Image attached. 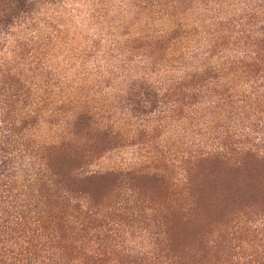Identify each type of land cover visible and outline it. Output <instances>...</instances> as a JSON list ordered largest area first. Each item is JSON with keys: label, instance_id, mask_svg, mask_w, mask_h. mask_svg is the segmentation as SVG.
Returning <instances> with one entry per match:
<instances>
[{"label": "rangeland", "instance_id": "rangeland-1", "mask_svg": "<svg viewBox=\"0 0 264 264\" xmlns=\"http://www.w3.org/2000/svg\"><path fill=\"white\" fill-rule=\"evenodd\" d=\"M102 261L264 264V0H32L0 26V264Z\"/></svg>", "mask_w": 264, "mask_h": 264}, {"label": "trees", "instance_id": "trees-1", "mask_svg": "<svg viewBox=\"0 0 264 264\" xmlns=\"http://www.w3.org/2000/svg\"><path fill=\"white\" fill-rule=\"evenodd\" d=\"M32 0H0V26L9 21L10 16H16L19 14L27 13ZM83 180V179H82ZM85 180H83V183ZM94 213L88 211L83 212L82 216L85 222L80 224L79 231H83L91 222L94 221ZM65 225V224H64ZM65 231L70 230L69 227L64 228ZM99 260L95 259V263ZM102 264L104 262L102 261Z\"/></svg>", "mask_w": 264, "mask_h": 264}]
</instances>
